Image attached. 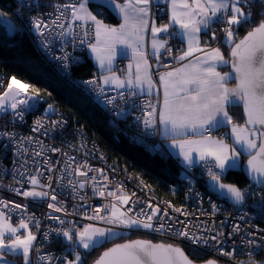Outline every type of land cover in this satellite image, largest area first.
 <instances>
[{
    "label": "snow or ice",
    "instance_id": "1",
    "mask_svg": "<svg viewBox=\"0 0 264 264\" xmlns=\"http://www.w3.org/2000/svg\"><path fill=\"white\" fill-rule=\"evenodd\" d=\"M93 2L98 4V9L107 7L111 12L121 16L123 23L118 27L105 24L88 8V4ZM152 3L153 0H124L122 4L115 0H76L75 3L57 5L58 15L51 21V24L64 29L61 35H66L71 33L73 22H83V24L91 22L95 26L96 43L89 44L88 47L95 53V58L101 68H111L117 55V44L130 48L135 61V72L131 71L133 65L130 64L126 81L113 74L105 76L104 83L115 84L118 88H123L127 84L130 89H140L141 93L146 88L151 93L153 80L144 51V32L149 28L148 17ZM251 3L252 0H171L169 22L157 26L153 21L150 26L153 54L158 57L161 50L171 54L172 49L168 46V41L158 39L159 34H167L170 37L180 38V42L186 44V48L181 49V54L175 59L187 62L173 71L160 74V82L164 87L162 103L159 108L149 103L148 110L143 113V116L137 117V121L142 123L147 135H159L165 139H171V147L179 149V155L183 157L186 165L191 166L194 160L204 162L207 166V174L212 181L211 187L220 196H227L236 204L244 202L245 191L236 185L220 181L222 175H227L230 170L237 168L241 153L228 145L224 139L214 138L210 133L215 128L231 125V135L235 143L245 153L251 155L247 161L248 175L255 183L247 195L254 194L256 184H260L261 190H264V15L257 13V16L260 17L259 23L247 31L238 42L236 40L239 27L254 23L252 10L246 12L241 6ZM260 3H264V0H260ZM69 11L71 22L65 25L61 21L66 18ZM213 24L226 25L221 31L224 33L223 42L230 46V54L227 59L219 47H201L200 33L211 32V39L217 38L216 31L212 28ZM173 26H178L179 29L175 33L169 31ZM30 27L40 37H44L47 25L40 18H32ZM8 28L15 31L12 25H8ZM84 36H88L87 31L84 32ZM83 42L82 40L81 43ZM60 59H67V56ZM229 65L231 67L229 72L222 73L217 70L220 66ZM232 79L236 80V84L234 87H229L228 82ZM14 86L20 91H13ZM29 87L17 80L15 76L11 77L8 90L0 95V111L6 107L15 111L20 105L31 107L38 98L39 90H35L36 96H29L17 101L20 92H27ZM136 94L134 91L131 93L132 96ZM114 99L106 98V102L112 103ZM241 103L246 116L245 126L233 123V117L228 111L230 106ZM133 107H135L134 104ZM16 114L23 115L22 112ZM124 116V109L117 110V119ZM59 123L58 121L52 122L54 126ZM36 124L42 126L39 120L36 121ZM248 125L253 127L249 128ZM256 125L259 127H255ZM189 130L198 134L199 138L177 139V137L185 136ZM156 147L158 148V146ZM52 151H57V149H52ZM35 155H41V153H35ZM81 167H85V165L78 166L76 174L87 177L88 172L81 171ZM98 171L102 172L103 170ZM39 175H43V173L30 176L27 181L33 186L32 190H12L25 198L49 197L48 191H37L36 187L51 188L52 177H48L49 183L41 185ZM91 179L95 181L96 177L93 176ZM104 179L107 177L105 176ZM69 184L71 185L72 181H69ZM79 187L84 188L85 181H80ZM119 191L120 195L111 191L107 193L118 202L105 205L103 211L107 214L101 215L102 209L96 208L93 215L87 217L89 220L102 222L105 226L87 224L83 228H75L73 225L67 229L57 230L69 242L74 254V259L65 258L66 264H84V259L88 254L120 235L118 230L145 229L155 232L165 230L166 210L161 214L162 210L149 202L146 206L151 209L150 212L141 209L139 214L133 215L131 207L121 210L118 204L121 206L130 205L133 203L132 198L135 193L124 194L122 187L119 188ZM97 194L104 196L105 192L100 190ZM56 199V195L51 194V200L56 201ZM254 205L258 209L259 218L264 220V195L254 201ZM8 206V202L0 200V208L7 209ZM21 207L20 204H15L13 210ZM23 207L26 208L27 205ZM48 207L55 209L56 212L66 211L63 207L53 203H49ZM175 211L180 212L181 209H175ZM51 218L60 219L58 216ZM6 219V213L0 211V261L11 264L6 261L4 255L6 250L12 255H22L24 264H31L30 252L33 250L36 236L31 231L23 236L18 234L21 229H28L29 223L21 219L17 228L7 223ZM34 219V217H27L28 221ZM155 221L158 223L154 224ZM35 223L39 227V221ZM167 228L171 230L172 226L169 224ZM174 231L176 236L188 240L190 244L207 243L202 237L190 234L186 227ZM234 231L238 232L240 228L235 226ZM212 239L215 240L216 237H212ZM248 243L255 244L254 241H248ZM262 246L264 245L256 247L258 249ZM78 248L84 250V256L81 251L77 250ZM220 254L232 257L234 253L221 248ZM39 259L50 258L41 256ZM92 264H195V261L180 246L164 243L154 244L148 240H132L107 248ZM205 264H218V261L209 259Z\"/></svg>",
    "mask_w": 264,
    "mask_h": 264
},
{
    "label": "built area",
    "instance_id": "2",
    "mask_svg": "<svg viewBox=\"0 0 264 264\" xmlns=\"http://www.w3.org/2000/svg\"><path fill=\"white\" fill-rule=\"evenodd\" d=\"M16 2L17 6L12 10V13L14 12L12 15L4 13L0 8V13H3L0 15V26L8 34L28 30L49 62L62 74L69 76L72 67L85 59L88 45L94 43V28L89 22L87 24L73 22L71 33L61 35L64 29L52 25L51 21L58 15L57 5L75 3L76 0L69 2L49 0L43 3L39 0H16ZM150 7L153 18L164 19L168 12L165 3H152ZM34 17L40 18L47 25L44 37L31 30ZM61 22L65 25L71 22L70 11ZM8 25H12L15 31L10 30ZM225 26L213 24L212 28L215 29L216 35L223 37L221 29ZM85 31L88 32L87 37L84 36ZM164 39L168 41L172 52L170 55L164 50L161 52L159 62L153 66L156 78L161 71L167 72L177 67L180 62L175 59L179 48L177 38L167 35ZM64 56H67V59H60ZM127 61V58L118 59L116 68L124 70ZM11 77L13 76L0 75V95L8 90ZM16 79L30 86L27 92H20L17 101L37 95L30 83L17 77ZM87 81L95 82L84 83ZM74 82L107 113L116 134L122 133L143 144L152 154L155 152V146L159 147V152L168 153L164 149L162 137L147 135L142 123L137 121V117H142L148 110L149 103L159 108L160 99L157 96L142 94L130 88L108 89L99 83L97 74L78 77ZM13 91L20 90L14 86ZM133 91L137 93L135 96L131 95ZM106 98L115 99L112 103H107ZM119 109L125 110V116L117 119L116 112ZM17 112H22L23 115L18 116ZM38 120L42 126H37ZM53 121L60 123L54 126ZM81 165H85L80 170L87 171V177L76 174L77 167ZM38 173H43L38 176L41 185L49 183L48 177H52L51 188L36 187L37 191H48L49 197L25 198L12 190H32L33 186L27 181L30 176ZM93 176L96 177L95 181L91 179ZM105 176L107 179H104ZM178 177L182 184L180 200L156 195L144 179L129 174L127 170L108 160L83 129L75 131L70 127L62 111L53 103L46 102L39 92L31 107L20 105L15 111L10 107L0 111V200L8 202L9 205L7 209L0 208V211H4L6 217L15 222L24 219L29 223L28 231L36 236L33 250L30 252L31 264H66V259H74V255L71 256L70 244L65 247L57 244L65 239L57 230L67 229L73 225L75 228H83L87 224H99L98 221L89 220L87 217L93 215L96 208L102 209L101 215L107 214L103 211L105 205L118 203L107 193L111 191L120 195V187L123 188L124 194L135 193L133 203L130 205L118 204L121 210L131 207L133 215L139 214L141 209L150 212L151 209L146 206L150 202L162 210L161 214L164 210L167 211L166 228L163 232L131 229L118 230L120 234L139 232L153 237L154 240L181 246L186 252L189 251L190 256L215 258L225 264H248L249 260L264 250V246L258 249L256 247L264 245V220L259 218L258 209L254 205V201L264 195V190H261L260 186L255 185L254 194L251 196L247 193L254 183L248 181L239 186L246 193L245 200L241 205H234L227 197L211 190L207 183V166L204 162L200 161L191 166L181 164ZM69 181H72L71 185ZM80 181H85L84 188L79 187ZM100 190L105 192L104 196L97 194ZM170 190L175 191V186L170 184ZM53 193L57 197L56 201L51 200ZM49 203L63 207L66 211L56 212L55 209L48 207ZM15 204L22 207L13 210ZM24 205L27 207L24 208ZM175 209L181 211L177 212ZM108 211L110 212V209ZM57 216L60 217L59 220L51 218ZM27 217L35 219L28 221ZM36 221H39V227L36 226ZM169 224L172 226L171 230L167 228ZM235 226H238L240 231H234ZM185 227L190 234L202 237L207 243L193 245L175 235L174 230ZM212 237L216 239L213 240ZM248 241H254L255 244H249ZM221 248L224 251H232L233 256L221 255ZM41 256L50 259L41 260L39 259Z\"/></svg>",
    "mask_w": 264,
    "mask_h": 264
},
{
    "label": "trees",
    "instance_id": "3",
    "mask_svg": "<svg viewBox=\"0 0 264 264\" xmlns=\"http://www.w3.org/2000/svg\"><path fill=\"white\" fill-rule=\"evenodd\" d=\"M49 0H39L43 3ZM66 1L69 0H59ZM17 6L16 0H0V8L4 13L11 15L12 10ZM246 8L252 10L254 23L246 24L238 28L236 40L241 38L247 31L259 23L260 17L257 13L264 15V3L254 0L246 4ZM88 8L106 22H115L117 17L107 7H99L93 2ZM215 43L224 45L223 37L216 35ZM226 45V44H225ZM229 55L230 46L222 47ZM94 64L85 54V59L72 67V73L68 76L58 71L49 62L42 50L34 42L28 30L8 34L0 26V75L9 77L15 76L32 85L35 90L43 96L46 102L53 103L60 109L68 120L70 127L75 131L83 129L95 146L122 169L135 177H141L153 192L160 197H170L174 200L181 199V181L178 177L180 162L169 153L159 152L155 146V152L150 153L143 144L125 136L122 133L116 134L107 113L90 96L74 82L78 77H87L93 74ZM230 71V66H227ZM234 83V80H230ZM229 114L233 117V123H245V114L242 103L228 108ZM219 128L216 130L219 132ZM247 154H243L242 162ZM226 183L242 186L248 182L243 170L239 167L230 170L227 175L221 176ZM170 184L175 186V191L170 190ZM152 238L139 232H126L114 237L102 247L96 248L84 259V264H91L92 261L110 245L133 238ZM57 244L67 246L66 239L60 240ZM84 256V250L78 248ZM187 253L189 251L187 250ZM74 254L71 253V256ZM196 260L206 259L202 256L191 255ZM264 261V250L256 254L248 264H257Z\"/></svg>",
    "mask_w": 264,
    "mask_h": 264
},
{
    "label": "crops",
    "instance_id": "4",
    "mask_svg": "<svg viewBox=\"0 0 264 264\" xmlns=\"http://www.w3.org/2000/svg\"><path fill=\"white\" fill-rule=\"evenodd\" d=\"M254 1V0H252ZM115 2L117 3H124V0H115ZM153 3H165L167 4V7H168V12L165 14V17L164 19H159L157 17H152L151 15V12L149 14V17H148V20H149V28H147L144 32V51L146 53V59L148 61V66H149V71L151 72V76H152V80H153V89L151 91V93L148 92V90L145 88L143 90V93L142 94H150V95H154V96H157L158 99H160V103H162V100H163V93H164V87L163 85L161 84L160 82V74L161 73H164V71H161L157 78L155 77L154 73H153V66L156 65L158 62H159V57H160V54L159 56H155L153 54V49H152V45H151V41H152V35H151V24L153 23V21L156 23L157 26H160L162 24H166L169 22V17L171 15V0H153ZM244 10L247 12L249 11L248 8H246L245 5H241ZM90 9V8H89ZM91 10V9H90ZM92 11V10H91ZM114 13V12H112ZM95 14V13H93ZM115 16L117 17V20L115 22H106L105 20H103L102 18H100L99 16H97L98 19H102L104 21L105 24L109 25V26H112V27H118L121 23H123V19L121 16H118L116 13H114ZM96 15V14H95ZM91 23V22H89ZM92 24V23H91ZM93 25V24H92ZM93 28H94V33H95V26L93 25ZM179 29H178V26H173L172 28L169 29L170 32H177ZM167 34H159L158 35V39H161V40H165L164 37H166ZM200 36V40H201V47H211V48H216V47H219L221 49V52L224 54L225 58L227 59L228 56L226 55L224 49L222 48L223 46H226L225 44L222 45V46H219L215 43L214 40L211 39V32H207V33H200L199 34ZM177 38V37H176ZM178 40V47H179V51H178V56L181 54V49H185L186 48V44H182L180 42V38H177ZM216 40V39H215ZM205 42H207V44H205ZM96 43V36L94 37V43ZM116 49H117V55L113 61V64L111 65V68H101L98 61L96 60L95 58V53L92 52L91 48L88 47L87 49V56L91 59V61L93 62L94 64V71L97 73L98 75V80H99V83L108 88V89H126V88H129L127 86V84H125V87L123 88H118L115 84H112V83H109V84H105L104 83V77L105 76H109V75H116L118 76L121 80H127L128 78V73L130 71L129 69V65L132 64L133 67L131 69V71L134 73L135 72V61L133 60L132 58V50L130 48H127L126 46L124 45H120V44H117L116 45ZM163 50H161L162 52ZM160 52V53H161ZM196 55H199V54H196ZM120 58H127L128 61L126 62L125 64V68L124 70H118L116 68V61ZM187 61H180L179 64L177 65V67L169 70V71H173L175 70L176 68L180 67L183 63H186ZM218 71L220 72H229V70L227 69V66H220L217 68ZM234 84V83H231L230 81L228 82V86L229 87H232L231 85ZM135 89L137 92L141 93V90L138 89V88H133ZM240 126H245V124H238ZM249 128H252V126H247ZM219 128H222L220 129L219 131L223 133V136H219L217 131ZM219 128H215L211 131V136L214 137V138H221V139H224L225 142L230 145L231 147L235 148L237 152H240L241 155L239 156L238 158V166L239 167L242 163V156L243 154H248V153H245L241 147L239 145H237L231 135V125H228V126H223V127H219ZM197 139L199 138V135L196 134V133H193L191 130H189L185 136H181V137H177V139ZM163 145H164V149L169 153L171 154L172 156L176 157L178 159V161L180 162V165L181 164H185L184 160H183V157L179 155V149H173L171 147V139H165L163 138ZM195 156V154H194ZM200 161L198 160H194V163L193 164H196ZM192 164V165H193ZM186 165V164H185ZM6 222L7 223H10L12 227H19V223L20 222H15L13 219L7 217L6 219ZM28 232V229H21L19 231V235L23 236V235H26ZM4 255L6 257V261H9L11 262V264H24V261H23V257L22 255L20 254H16V255H12L10 253H8L6 250L4 252ZM0 264H5L4 261H0Z\"/></svg>",
    "mask_w": 264,
    "mask_h": 264
},
{
    "label": "water",
    "instance_id": "5",
    "mask_svg": "<svg viewBox=\"0 0 264 264\" xmlns=\"http://www.w3.org/2000/svg\"><path fill=\"white\" fill-rule=\"evenodd\" d=\"M250 31V30H249ZM246 34V33H245ZM244 34V35H245ZM243 35V36H244ZM242 36V37H243ZM241 37V38H242ZM240 39V38H239ZM238 39V40H239ZM238 40H237V42H238ZM229 54H230V51H229ZM228 58H229V55H228ZM230 66V65H229ZM230 71H231V67H230ZM234 80V82H235V84H236V80L235 79H233ZM245 121H246V116H245ZM248 126H251V125H248ZM253 127V126H252ZM255 127H259L258 125H256ZM254 154V153H253ZM251 158V155L250 154H247V156H246V158L243 160V162L241 163V165H240V168L243 170V172H244V174H245V176L247 177V179H248V181H250V182H252V183H255L254 181H252V179H251V177L248 175V166H247V161L249 160ZM221 183H225V184H232V183H226V182H224L223 180H222V178H221V181H220ZM207 183H208V185H209V187L211 188V190L212 191H214L215 193H217L218 194V192L215 190V189H213L212 187H211V184H212V181H211V178L208 176L207 177ZM233 185H236V184H233ZM256 185H258V186H260L261 187V185L260 184H256ZM237 187H239L238 185H236ZM224 197H227V196H224ZM228 198V197H227ZM234 205H241V204H236L234 201H232L230 198H228ZM132 240H148V241H151L152 243H154V244H158V243H164V244H171V243H168V242H163V241H160V240H154V239H152V238H144V237H141V238H133V239H127V240H124V241H122V242H117V243H114V244H123V243H127V242H129V241H132ZM114 244H112V245H110L109 247H107V248H110V247H112ZM178 246V245H177ZM181 247V246H180ZM107 248H105L104 250H102V252L103 251H105ZM181 248H183V247H181ZM184 249V248H183ZM184 251H185V253L186 254H188L187 252H186V250L184 249ZM101 252V253H102ZM100 253V254H101ZM99 254V255H100ZM98 255V256H99ZM189 255V254H188ZM97 256V257H98ZM190 256V255H189ZM96 257V258H97ZM95 258V259H96ZM190 258H192L191 256H190ZM94 259V260H95ZM194 261H195V264H205V262L207 261V260H209V259H214V260H216V261H218V264H225V263H223V262H220L219 260H217V259H215V258H207V259H203V260H196V259H194V258H192ZM93 260V261H94ZM92 261V262H93ZM92 264V263H91ZM257 264H264V261H262V262H260V263H257Z\"/></svg>",
    "mask_w": 264,
    "mask_h": 264
},
{
    "label": "rangeland",
    "instance_id": "6",
    "mask_svg": "<svg viewBox=\"0 0 264 264\" xmlns=\"http://www.w3.org/2000/svg\"><path fill=\"white\" fill-rule=\"evenodd\" d=\"M217 45H218V44H217ZM178 51H179V48H178V50H177V52H176L177 54H178ZM160 54H161V53H160ZM93 74H97V73L94 71ZM231 86L234 87L235 84H232ZM243 124H245V123H243ZM217 133H218L219 136H221V135L223 136V133H222V132L219 131V132H217ZM98 222H99V221H98ZM96 225L101 226V227L104 226L102 222H99V224H96Z\"/></svg>",
    "mask_w": 264,
    "mask_h": 264
}]
</instances>
